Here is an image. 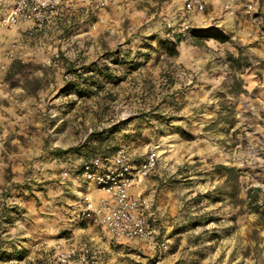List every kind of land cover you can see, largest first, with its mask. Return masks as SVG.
<instances>
[{
    "label": "rangeland",
    "instance_id": "374dc122",
    "mask_svg": "<svg viewBox=\"0 0 264 264\" xmlns=\"http://www.w3.org/2000/svg\"><path fill=\"white\" fill-rule=\"evenodd\" d=\"M195 1L66 0L33 37L0 28V264L84 247L98 264H264V0ZM121 148L157 154L166 249L100 248L68 213L84 160Z\"/></svg>",
    "mask_w": 264,
    "mask_h": 264
},
{
    "label": "built area",
    "instance_id": "2783aa9c",
    "mask_svg": "<svg viewBox=\"0 0 264 264\" xmlns=\"http://www.w3.org/2000/svg\"><path fill=\"white\" fill-rule=\"evenodd\" d=\"M66 0H17L7 13L0 16V28L18 24H32L29 36L54 24L57 12ZM85 0H69L73 4ZM190 9L203 10V5L195 1ZM189 25L184 30H189ZM157 166V154L151 152L141 164H134L124 148L119 149L112 158L95 156L84 160L82 172L85 182L95 187L103 196L97 203L86 200L83 218L108 230L117 241H144L153 247L166 249L159 244L152 225L153 213L150 202L134 197L131 191L143 185ZM100 252L92 247L60 254L58 264H98Z\"/></svg>",
    "mask_w": 264,
    "mask_h": 264
},
{
    "label": "crops",
    "instance_id": "0c3cea01",
    "mask_svg": "<svg viewBox=\"0 0 264 264\" xmlns=\"http://www.w3.org/2000/svg\"><path fill=\"white\" fill-rule=\"evenodd\" d=\"M193 12L196 13L198 11L194 9ZM22 27L23 29L28 30V29H31L32 26L24 25ZM131 193L134 197L144 198L150 202L152 206L151 208L153 210L152 225H153L156 237L159 238L160 229H161V216L163 214L161 213V209L158 203V195H157L156 190L153 189V186L150 184V181L147 180L145 184L134 188L131 191ZM77 195H84V197L90 199L94 203H97L99 199L103 196L92 185H88L85 191H82V192L77 191ZM84 207L85 205L75 206V207L73 206V208L69 207L68 213L71 214L70 217H73L75 219L76 217L79 218L80 216H82ZM90 231L93 233L92 243H94L100 248H108V246H111V244L115 242L114 241L115 239L112 238L108 230L98 224L92 223V225H90ZM223 262L226 264L227 263L228 264H253V260L250 256L245 257V256H238V255H233L232 257L227 256V258L224 257Z\"/></svg>",
    "mask_w": 264,
    "mask_h": 264
}]
</instances>
